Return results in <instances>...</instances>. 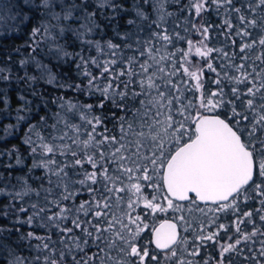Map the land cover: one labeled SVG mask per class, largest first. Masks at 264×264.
I'll use <instances>...</instances> for the list:
<instances>
[{"label": "snow or ice", "instance_id": "snow-or-ice-1", "mask_svg": "<svg viewBox=\"0 0 264 264\" xmlns=\"http://www.w3.org/2000/svg\"><path fill=\"white\" fill-rule=\"evenodd\" d=\"M7 40L0 264H264V0H0Z\"/></svg>", "mask_w": 264, "mask_h": 264}, {"label": "rangeland", "instance_id": "rangeland-1", "mask_svg": "<svg viewBox=\"0 0 264 264\" xmlns=\"http://www.w3.org/2000/svg\"><path fill=\"white\" fill-rule=\"evenodd\" d=\"M109 38H112L111 34H110ZM0 43L4 44V48L5 49L11 50L14 46L15 47H20L22 45L23 41H21V40H7V41H0ZM72 75H75V73L72 74ZM13 142L18 143V141H15V140H13Z\"/></svg>", "mask_w": 264, "mask_h": 264}, {"label": "trees", "instance_id": "trees-1", "mask_svg": "<svg viewBox=\"0 0 264 264\" xmlns=\"http://www.w3.org/2000/svg\"><path fill=\"white\" fill-rule=\"evenodd\" d=\"M216 46L219 47L220 45L217 44ZM72 74H74V72H73ZM13 106L15 107V101L13 102ZM109 127L111 128L112 126L109 125ZM12 144H17V143L12 141ZM10 146H11V144L9 145V147H10ZM156 223L158 224V223H159V220L156 221ZM21 254H22L24 257H27V258L31 259V257L29 256V252H28V250H24V251H22Z\"/></svg>", "mask_w": 264, "mask_h": 264}, {"label": "water", "instance_id": "water-1", "mask_svg": "<svg viewBox=\"0 0 264 264\" xmlns=\"http://www.w3.org/2000/svg\"><path fill=\"white\" fill-rule=\"evenodd\" d=\"M158 225V224H157Z\"/></svg>", "mask_w": 264, "mask_h": 264}]
</instances>
